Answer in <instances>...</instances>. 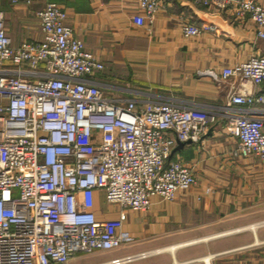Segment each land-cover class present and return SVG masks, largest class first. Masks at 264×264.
<instances>
[{
    "label": "built area",
    "instance_id": "built-area-1",
    "mask_svg": "<svg viewBox=\"0 0 264 264\" xmlns=\"http://www.w3.org/2000/svg\"><path fill=\"white\" fill-rule=\"evenodd\" d=\"M168 1L136 0L135 22L152 20ZM193 1L248 17L264 38L258 0ZM38 15L42 40L14 44L0 10V264H65L132 241L122 229L125 211H145L154 196L170 201L193 186L192 168L171 157L174 146L198 141L219 120L241 154L264 159V55L221 68L233 85L225 104L142 99L114 93L96 77L103 62L66 24L59 4L46 2ZM202 28L207 25L181 24L185 37ZM248 82L258 88L239 89ZM98 190L118 205L116 217H97ZM215 255L201 257V264Z\"/></svg>",
    "mask_w": 264,
    "mask_h": 264
},
{
    "label": "crops",
    "instance_id": "crops-1",
    "mask_svg": "<svg viewBox=\"0 0 264 264\" xmlns=\"http://www.w3.org/2000/svg\"><path fill=\"white\" fill-rule=\"evenodd\" d=\"M48 1L65 10L66 24L103 62L96 77L114 93L225 104L233 85L221 77V68L264 55V38L252 20L193 0H170L142 25L135 22L136 0H0L14 44L42 40L38 11ZM184 20L207 28L185 37ZM257 88L248 82L239 89ZM259 88L264 91V82ZM171 157L192 168L196 183L170 201L154 196L145 211L127 209L122 229L132 241L72 259L87 256L94 259L86 264H108L114 257L151 251L127 263L201 264V257L216 253L210 264H264V159L241 154L221 120L198 141L177 142ZM93 209L99 218L119 214L118 205L99 190ZM170 245L173 252L165 249Z\"/></svg>",
    "mask_w": 264,
    "mask_h": 264
},
{
    "label": "rangeland",
    "instance_id": "rangeland-1",
    "mask_svg": "<svg viewBox=\"0 0 264 264\" xmlns=\"http://www.w3.org/2000/svg\"><path fill=\"white\" fill-rule=\"evenodd\" d=\"M199 243H201V242H199ZM199 243H196V244H199ZM195 248H200V245L195 246ZM93 259L94 258L87 257V256H79V257H76V258L72 259V261H70L68 264H86V263L90 262ZM124 264H129V263H124Z\"/></svg>",
    "mask_w": 264,
    "mask_h": 264
},
{
    "label": "bare ground",
    "instance_id": "bare-ground-1",
    "mask_svg": "<svg viewBox=\"0 0 264 264\" xmlns=\"http://www.w3.org/2000/svg\"><path fill=\"white\" fill-rule=\"evenodd\" d=\"M174 247H175V245H170V246L166 247L165 249H169L171 252H173ZM159 251H161V248L153 250L152 252H159Z\"/></svg>",
    "mask_w": 264,
    "mask_h": 264
},
{
    "label": "water",
    "instance_id": "water-1",
    "mask_svg": "<svg viewBox=\"0 0 264 264\" xmlns=\"http://www.w3.org/2000/svg\"><path fill=\"white\" fill-rule=\"evenodd\" d=\"M181 143H183V142H181ZM178 144L180 145V141L178 142Z\"/></svg>",
    "mask_w": 264,
    "mask_h": 264
}]
</instances>
